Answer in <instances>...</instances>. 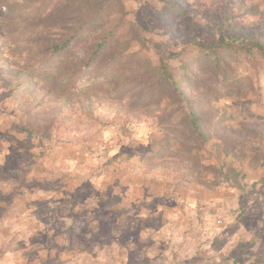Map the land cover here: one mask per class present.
Listing matches in <instances>:
<instances>
[{"label":"rangeland","instance_id":"obj_1","mask_svg":"<svg viewBox=\"0 0 264 264\" xmlns=\"http://www.w3.org/2000/svg\"><path fill=\"white\" fill-rule=\"evenodd\" d=\"M251 34L264 0H0V264H264V77L199 47Z\"/></svg>","mask_w":264,"mask_h":264},{"label":"trees","instance_id":"obj_2","mask_svg":"<svg viewBox=\"0 0 264 264\" xmlns=\"http://www.w3.org/2000/svg\"><path fill=\"white\" fill-rule=\"evenodd\" d=\"M202 50V58L207 59L211 65L217 69H229L230 62H240L246 67V71L252 73L255 77H264V38L257 34H251L244 38L234 36L222 38L220 42L213 45L199 44ZM56 51L65 49V45L55 46ZM45 74L41 75L44 77ZM242 83V80L239 81ZM90 82L82 80L80 84H70L71 94H83L84 88L88 87ZM176 86L177 84L174 83ZM242 87L236 91L241 92ZM202 118L193 119V131L197 137L204 139L205 133L201 131Z\"/></svg>","mask_w":264,"mask_h":264}]
</instances>
